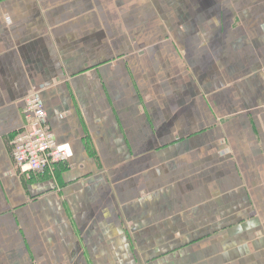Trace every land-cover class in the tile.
Masks as SVG:
<instances>
[{"label":"crops","instance_id":"obj_1","mask_svg":"<svg viewBox=\"0 0 264 264\" xmlns=\"http://www.w3.org/2000/svg\"><path fill=\"white\" fill-rule=\"evenodd\" d=\"M0 264H264V0H0Z\"/></svg>","mask_w":264,"mask_h":264},{"label":"built area","instance_id":"obj_2","mask_svg":"<svg viewBox=\"0 0 264 264\" xmlns=\"http://www.w3.org/2000/svg\"><path fill=\"white\" fill-rule=\"evenodd\" d=\"M45 116L37 95L28 94L24 99V124L11 141V156L20 173L43 172L72 155L68 144L55 141Z\"/></svg>","mask_w":264,"mask_h":264}]
</instances>
